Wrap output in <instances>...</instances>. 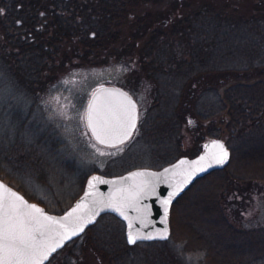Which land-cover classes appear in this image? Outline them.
<instances>
[{"label":"trees","instance_id":"trees-1","mask_svg":"<svg viewBox=\"0 0 264 264\" xmlns=\"http://www.w3.org/2000/svg\"><path fill=\"white\" fill-rule=\"evenodd\" d=\"M165 3L0 0V35L19 51L1 57V64H12L26 80L47 71L40 62L50 56V46L58 50L57 44L73 42L86 48L74 54L80 60L105 56L127 62L136 90L123 88L142 96L135 136L147 141L160 164L195 156L205 141L226 136L230 164L198 179L171 212V239L187 242L185 252L205 253L202 264H214L218 250L212 241L234 232L256 243L253 229L229 222L220 197L230 181L264 183V0H175L169 8ZM132 249L125 224L106 214L45 264H128ZM243 249L236 263L248 256L250 264H264V251ZM167 252L148 259L171 264L163 257Z\"/></svg>","mask_w":264,"mask_h":264},{"label":"rangeland","instance_id":"rangeland-1","mask_svg":"<svg viewBox=\"0 0 264 264\" xmlns=\"http://www.w3.org/2000/svg\"><path fill=\"white\" fill-rule=\"evenodd\" d=\"M174 1L168 0L163 7L173 6ZM241 5L244 8L247 3ZM161 7L155 6L157 10ZM57 46L58 50L50 46V56L40 62L50 68L41 73L40 84L28 86L12 64H1V57L9 54L13 58L19 51L0 35V178L27 199L42 204L46 211L60 214L80 196L86 178L93 172L120 175L139 167L159 169L165 164L154 160L156 156L149 154L152 148L139 136L134 135L124 146L102 149L86 126V108L94 89L106 84L133 86L137 79L129 75L132 66L124 61H106L105 56L80 60L74 54L86 48L79 42ZM38 76L33 73V78ZM131 94L142 103L141 94ZM222 140L225 142L226 136ZM220 198L229 222L240 230L253 229L256 243L252 246V238L234 236V232L232 238L216 239L212 241L218 250L214 264H250L248 256L240 259L241 263L235 260L240 248L264 251V183L230 181ZM165 242L136 244L133 261L128 264H151V254L163 249L168 251L163 253L165 261L167 256L171 264H202L205 259L202 251L185 252L187 242ZM192 245L195 249L198 244ZM227 247L233 253L226 251ZM157 258L162 255L159 253Z\"/></svg>","mask_w":264,"mask_h":264},{"label":"snow or ice","instance_id":"snow-or-ice-1","mask_svg":"<svg viewBox=\"0 0 264 264\" xmlns=\"http://www.w3.org/2000/svg\"><path fill=\"white\" fill-rule=\"evenodd\" d=\"M85 119L86 126L99 143L116 148L129 140L136 130V105L127 93L118 89H104L99 96L93 94ZM211 148L212 151L201 156L198 161H194L188 169L177 171L188 164L187 161L182 160L171 170L174 177L179 175L181 179L175 183L170 197L163 201L165 224L168 216L167 206L171 203V199L178 195L198 172H203L213 165H222L227 161L228 152L222 143L213 141ZM169 171L165 169V173ZM146 177L158 178L154 173H132L124 179L132 180L133 183L126 187H117L106 201L94 200L92 206L88 207L82 200L59 219L47 215L37 205L29 204L18 193L0 184V264H43L52 253L63 247L66 241L83 232L85 226L93 222L100 210L111 209L128 219L122 209L134 206L146 194L151 184ZM93 181H98V178L93 177ZM89 187L94 188L95 184L90 181ZM151 191L154 193L155 188H151ZM86 195L93 193L89 192ZM132 227L133 225L129 223V228ZM157 236L160 239H167V228ZM153 238L156 237L132 231L128 233L130 244H135L139 239Z\"/></svg>","mask_w":264,"mask_h":264},{"label":"water","instance_id":"water-1","mask_svg":"<svg viewBox=\"0 0 264 264\" xmlns=\"http://www.w3.org/2000/svg\"><path fill=\"white\" fill-rule=\"evenodd\" d=\"M104 89H108V90L118 89V90H120L122 92L127 93L129 96H131L133 102L136 105V112H137L136 128H137L138 122H139V117H140V110H139L138 101L134 98V96H132L128 91L124 90L123 88H121V87H119L117 85H112V84L101 85V86L97 87L93 91V93L90 96L89 102L93 99V94H96L97 96H99V95H101V90H104ZM89 102H88V105H89ZM88 105H87V109H88ZM87 109H86V112H87ZM135 131L133 132V135H134ZM91 134H92V132H91ZM133 135L131 136V138L133 137ZM92 136H93V134H92ZM93 138L95 139L94 136H93ZM129 140H127V141H129ZM213 141H217V142L222 143L224 145L225 149L228 152L227 161L224 164H222V165H213L212 167H208L203 172H198L192 178V180L183 188V190H181L178 193V195H176L175 197H173L171 199V203L167 206L168 207V216H167V223L165 224L163 222L164 221V207H165V205L163 204V201L170 197V194L173 191L175 183L178 180L181 179V176H179V175H176L174 177L171 170H173L174 167L176 165H178L180 163V161H182V160L183 161H187L188 164L183 166V169H180V170H177V171H183V170L188 169V167L194 161H198L201 156H204L208 152L212 151L211 146H212ZM102 145L107 146V147H111V146L106 145V144H102ZM231 157H232V152H231V149L228 147V145L221 138H216V139H210V140L205 141L203 143V145H202V151L199 154H197L195 156H186V155L181 156L178 159H176L175 161H173V162H171V163H169V164H167V165H165V166H163V167H161L159 169L148 168V167H139V168L132 169V170H130V171L124 173V174L115 175V176H107V175H103V174H100V173H97V172L92 173L87 178V181L85 183V187H84V190H83L82 194L62 214L49 213V212L45 211L44 207L41 204H39L37 202L29 201L22 193L18 192L17 190H15L12 187H10L9 185H7L1 179H0V184L5 185L8 188H10L12 191L18 193L29 204L37 205V207L43 209L44 212L47 215H50V216H53V217H56L57 219H59V218L64 217L68 212H70L73 208H75V206L78 203H80L82 200L84 201V203L88 207L92 206V202L94 200H97V201L98 200H105L106 201L113 194V192L116 190L117 187H121V186L126 187L127 185L133 183L132 180H125L124 179L126 177L131 176L132 173L145 172V173L157 174L158 178H156V177H146V179H149L151 181V184H150V187L147 190L146 194L142 196V198L139 200V202L136 203L134 206L125 207V208L122 209L124 211L125 215L128 217V219H125L124 216L120 215L118 212L113 211L111 209L100 210L99 214L95 217L93 222L90 223V224H87L85 226L83 232L79 233L75 237H72V239H71V240H73V239L81 236L90 226L94 225L102 215H104V214H113V215H115L116 217H118L119 219H121L125 223V226H126V228H125L126 242H127L128 245L134 246V245H136V244H138L140 242H155V241H167V240H169L171 238V234H172V228H171V223H170V221H171V211H172V207L175 204V202L186 191H188L191 188V186L198 179H201V178L211 174L214 171L225 169L230 164ZM165 169H168L170 171L165 173ZM161 173H163L164 175L160 176L159 174H161ZM93 177L98 178V181H106L107 183H100L98 181H93ZM90 181H92L95 184L94 188H90L89 187V182ZM113 181H119L121 183L120 184H114V183H112ZM153 187L155 188V192L154 193L151 191V188H153ZM89 192H92L93 195H86ZM129 223H131L133 225V227L131 229L129 228ZM165 228H167V230H168V238L167 239L158 238L157 234L159 232L163 231V229H165ZM130 231L138 232L141 235H152L153 237H156V238H153V239H150V240H148V239H139V240H137V242L135 244H130L128 242V233ZM71 240L66 241L64 246L68 242H70ZM63 247L57 249V251L62 249ZM55 253H52L51 256L49 257V259ZM48 260H45L43 262V264H45Z\"/></svg>","mask_w":264,"mask_h":264},{"label":"flooded vegetation","instance_id":"flooded-vegetation-1","mask_svg":"<svg viewBox=\"0 0 264 264\" xmlns=\"http://www.w3.org/2000/svg\"><path fill=\"white\" fill-rule=\"evenodd\" d=\"M9 65H11V64H9ZM38 75H39V76H38L37 78H33V77H32V78H29V77H28V78L26 79V82H27V83H29V82H31V83L36 82L37 84H40V81H39L40 72L38 73ZM36 79H38V80H36ZM24 80H25V79H24ZM35 80H36V81H35ZM123 89H124V88H123ZM124 90H126V89H124ZM126 91H127V90H126ZM92 138H93V136H92ZM93 140H94V142L97 144V146H99V147L102 148V149H103V148H114V147H106V146H104V145L98 143L94 138H93ZM128 142H129V141H128ZM128 142H126V143H128ZM126 143H124L123 145H119V146H124ZM119 146H118V147H119ZM43 171H44V170H43ZM44 172H45V171H44ZM127 172H128V171H127ZM93 173H95V172H93ZM97 173H98V172H97ZM125 173H126V172H125ZM91 174H92V173H91ZM91 174H90V175H91ZM100 174H102V173H100ZM123 174H124V173H123ZM90 175H89V176H90ZM103 175H105V174H103ZM120 175H121V174H120ZM89 176H88V177H89ZM107 176H115V175H107ZM88 177H87V178H88ZM87 178H86V181H87ZM2 181H4V180H2ZM86 181H85V183H86ZM4 182H5L7 185H9L10 187L14 188L15 190H17V191L19 192V190H18L17 188H15L12 184L8 183L7 181H4ZM84 185H85V184H84ZM83 190H84V189H83ZM82 192H83V191H82ZM20 193H21V192H20ZM81 194H82V193H81ZM81 194H80V195H81ZM29 201H31V200H29ZM32 202H34V201H32ZM41 205H42V204H41ZM42 206H43V205H42ZM43 207H44V206H43ZM44 209H45V211H46V208H45V207H44ZM47 212H48V211H47Z\"/></svg>","mask_w":264,"mask_h":264}]
</instances>
